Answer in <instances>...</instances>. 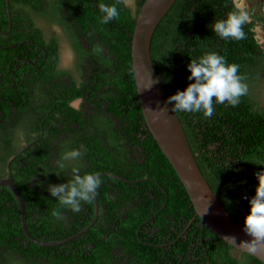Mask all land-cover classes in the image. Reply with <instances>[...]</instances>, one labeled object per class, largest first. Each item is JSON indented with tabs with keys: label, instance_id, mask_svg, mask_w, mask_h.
I'll use <instances>...</instances> for the list:
<instances>
[{
	"label": "trees",
	"instance_id": "1",
	"mask_svg": "<svg viewBox=\"0 0 264 264\" xmlns=\"http://www.w3.org/2000/svg\"><path fill=\"white\" fill-rule=\"evenodd\" d=\"M134 2L136 8L132 11L117 0H8V29L5 3L0 0V70L4 72V87L10 83V76L19 77V81L22 73L32 68L37 98H48L38 101L36 109L43 111L40 117L49 110L53 121L75 113L68 103L83 91L65 96L67 90L41 86L56 77L57 49L56 38L45 39L35 18L59 25L78 53L86 88L91 83H95V90L104 87L98 92L101 100L108 103L111 113L128 122L124 127L129 133L124 142L132 148L128 153H138V159L131 157L133 164H125L120 158L124 153L122 139L118 138L119 154L113 156L103 151L102 140L83 134V145L89 153L83 155L86 162L81 174L98 173L103 180L95 197L96 216L83 233L57 245L26 238L14 193L0 184V264H263L218 237L197 215L191 218L189 195L149 132L139 106L129 52L142 0ZM100 3L115 4L119 19L101 24ZM231 10V0H174L155 25L148 49L168 97L192 82L187 78V65L206 52H216L228 63L240 66L239 74L244 77L248 94L240 98L238 106L215 104L210 118L202 113L176 114L201 173L228 214L244 225L249 198L255 194L256 173L264 171V105L259 100L264 51L253 40L251 22L244 27L247 38L240 41L221 39L212 31L210 25ZM96 45L102 46L100 54L94 52ZM87 68H92L88 84ZM22 86L23 82L17 97L7 90L0 91L4 96L0 108L7 112L11 107L7 100L12 99L21 111L27 104L24 97L29 99V91ZM48 124L49 119H45L44 129ZM36 130L39 132V120ZM22 140L25 144H20ZM53 148L47 134H23L21 138L5 134L0 138V176L8 173L9 162L13 182L23 200L27 231L49 241L77 232L93 216V202L82 204V210L76 213L61 208L48 192L50 184L71 179V173L56 174L51 163ZM58 208L64 217L60 220L52 215Z\"/></svg>",
	"mask_w": 264,
	"mask_h": 264
},
{
	"label": "water",
	"instance_id": "2",
	"mask_svg": "<svg viewBox=\"0 0 264 264\" xmlns=\"http://www.w3.org/2000/svg\"><path fill=\"white\" fill-rule=\"evenodd\" d=\"M173 1L142 0L135 15L130 36L129 56L131 57L137 98L145 124L172 168L178 174L189 195V200L193 207L191 218L197 215L201 223L205 224L218 237L235 248L258 258L264 264V244L255 245L254 250L253 248L240 246L241 241L248 242L252 237L245 233L243 224L234 220L228 214L218 200V196L201 173L188 143L182 123L176 112L171 111L172 105L168 102V94L149 55L148 48L151 33ZM4 3L9 28L8 0H4ZM149 85L150 87H148ZM160 109L164 111L161 112ZM12 158L10 157V160ZM7 169L8 174L0 176V184L7 185L14 193L13 195L19 206L21 229L26 238L47 245L61 244L83 233L94 220L96 216L95 199L93 201V216L91 221L82 229L67 237L53 241L33 237L25 226L24 204L13 182L9 162H7ZM114 175L118 176L117 174ZM206 207L207 211L205 212ZM227 236L234 237L235 243L225 238Z\"/></svg>",
	"mask_w": 264,
	"mask_h": 264
},
{
	"label": "clouds",
	"instance_id": "3",
	"mask_svg": "<svg viewBox=\"0 0 264 264\" xmlns=\"http://www.w3.org/2000/svg\"><path fill=\"white\" fill-rule=\"evenodd\" d=\"M118 4L132 7L134 0H117ZM232 10L224 18L216 19L211 25L212 31L224 40L240 41L247 38L245 25L251 22L246 0H231ZM102 13L101 24H108L119 19L120 11L115 4H99ZM96 54L102 52V46L96 45ZM190 75L187 77L191 83L182 91L177 90L168 97L172 112L202 113L210 118L215 113V104H227L236 107L240 98L248 94V86L244 77L239 74V65L228 63L225 56L216 52H206L196 59H191L187 65ZM150 87V85L148 86ZM147 87V88H148ZM160 111H164L160 109ZM87 149L80 148L65 151L57 161V175L69 169L71 179L65 183L50 184L48 192L59 202L61 208H67L79 213L82 204H91L103 180L97 173L81 174V165L78 163ZM256 164L261 165L259 161ZM257 185L255 194L249 198V212L244 217V231L252 237L248 242L241 241V247L253 248L264 244V171L256 173ZM207 211V207L205 212ZM53 217L63 219L60 209H54ZM235 243V238L225 237Z\"/></svg>",
	"mask_w": 264,
	"mask_h": 264
},
{
	"label": "flooded vegetation",
	"instance_id": "4",
	"mask_svg": "<svg viewBox=\"0 0 264 264\" xmlns=\"http://www.w3.org/2000/svg\"><path fill=\"white\" fill-rule=\"evenodd\" d=\"M51 24L52 26H55L56 28L61 30L59 25H55L53 23ZM45 39H48V37H45ZM76 39L81 40L80 38H76ZM253 40L259 46L257 41L254 39V36H253ZM68 44L70 46L71 57H72L71 61L73 63L72 69L77 71V73L79 74V79H75L71 71H68V69H64L60 67L58 43L56 40V49H57V59L55 62L56 77L55 79H53L54 81H52L51 83L42 84L41 86L43 87L45 85L44 86L45 88L47 86L54 85L56 89H58V91L67 90L68 94H65V96L68 95L72 96L73 93L78 90L83 91L82 95L80 94L78 97H75L73 100H71L68 103V106L71 107L75 113L72 114L71 117H69V115L66 113L64 116H62L61 119L59 120L57 119L53 121L50 119L51 115L49 113L50 110L48 109L49 111L45 112V114L42 117H40L43 111H38L36 109V106H38V101L40 103L48 98L45 97L44 95H40V97L37 98V92H36L37 87L35 88L36 85L35 71L32 70V68L26 69V71L22 73L23 79L19 81L18 79H16L19 77L13 75L10 76L9 77L10 83L6 84V87H4L5 80L4 78H2L4 72L3 69H1L0 91L4 93L7 90L9 91V93H12L14 97H17V95L21 94L19 85L21 86L23 82L22 88L24 90L29 91L28 92L29 99L27 96L24 97V101L27 104H25V107L21 111L17 108V105L14 104V100L12 99L7 100L8 104L11 106L7 112L5 109L0 108V138L1 139L4 138L5 134H15L16 137L19 138H21L23 134L38 133L39 136H41L42 134H47V136H49L50 138V144L54 146L53 148L54 159L53 161H51V163L54 164V167H56L57 171H59L57 168V161L61 158L62 154L67 150L80 148V146L83 145V138H84L83 134H87L89 138L96 137L99 140H102L103 149H104L103 151L113 156L119 154V152L116 149H118V145L120 146L118 142L119 140L118 138H120L122 139V142H120L122 143L121 149L122 151H124V153L122 152L120 158L123 159L125 164H130V163L133 164L134 159L131 161V157L138 159V153L134 151L130 155L128 152L132 150V148L130 147V144L124 142L125 134H129L124 129V127H127L128 122L127 121L123 122L122 118H118L115 114L111 113L108 108V103H106L104 100H101L102 97L99 96L98 92L104 89V87H97L95 90V83H91L90 87L86 88V85L83 81V74H81V72L83 71L82 66L79 65V61H78V53L76 50L73 49L71 42L69 41V38H68ZM84 44L86 43L84 42ZM89 70H92V68L88 69L85 74V79L87 84L89 82L88 78H90ZM259 77H260V85L262 88V84L264 87V80H263L264 71L260 73ZM61 98L63 99V97ZM3 99L4 96H0V101L3 102ZM76 100H79L78 103L76 105H72V102ZM59 103L60 102L57 101L55 102L57 106L60 105ZM54 112H56V110H54ZM75 118H77L78 120H76ZM45 119H49L51 123L50 125L48 124L46 126V129H44ZM37 120H39V132H37L36 130ZM23 143L24 141L20 142V144ZM83 146L87 149V152L85 154L89 153L88 147H86L85 144ZM95 148H96L95 146H91L90 149L95 150ZM83 162H86L85 156H83L78 163L82 166ZM64 173L65 174L71 173L70 168L65 170ZM115 250L116 249H114V251ZM127 264L129 263L127 262Z\"/></svg>",
	"mask_w": 264,
	"mask_h": 264
},
{
	"label": "rangeland",
	"instance_id": "5",
	"mask_svg": "<svg viewBox=\"0 0 264 264\" xmlns=\"http://www.w3.org/2000/svg\"><path fill=\"white\" fill-rule=\"evenodd\" d=\"M248 5L249 14L251 16V31L253 32L254 39L257 41L262 50H264V0H246ZM136 8L135 2L130 9L134 11ZM35 24L45 37H54L58 43L59 50V64L61 68L68 69L71 71L72 75L75 79H79V74L73 68V63L71 61V51L70 46L68 44L67 38L63 35L62 31L52 24L49 23L46 19L41 17L35 18ZM88 70V68H87ZM264 80V77H263ZM259 100L261 104H264V87L262 84V88L259 90ZM79 100L73 101L72 105H76ZM23 141V140H22ZM233 253L235 255H239V251L237 249H233ZM19 264V263H15Z\"/></svg>",
	"mask_w": 264,
	"mask_h": 264
}]
</instances>
